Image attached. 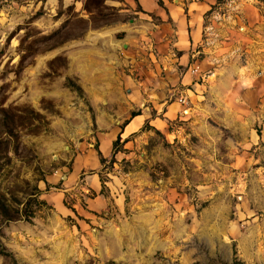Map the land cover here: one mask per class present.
Wrapping results in <instances>:
<instances>
[{
	"label": "rangeland",
	"instance_id": "374dc122",
	"mask_svg": "<svg viewBox=\"0 0 264 264\" xmlns=\"http://www.w3.org/2000/svg\"><path fill=\"white\" fill-rule=\"evenodd\" d=\"M168 22L138 0H0V264H264V108L241 146L181 94L170 119L144 98L101 153L97 117L137 71L122 27Z\"/></svg>",
	"mask_w": 264,
	"mask_h": 264
},
{
	"label": "crops",
	"instance_id": "0c3cea01",
	"mask_svg": "<svg viewBox=\"0 0 264 264\" xmlns=\"http://www.w3.org/2000/svg\"><path fill=\"white\" fill-rule=\"evenodd\" d=\"M138 2L144 13L155 12L169 24L151 30L122 27L124 53L137 60L131 69L137 71L135 76L122 73L127 94L115 99L114 92L109 93L113 101L105 108L114 111L113 118L111 113L97 117L102 155L107 157L114 140L146 121L145 113L132 114L144 105V98L163 110L167 119L173 118L182 108L174 93L189 100L191 114L206 115L218 129L227 128L234 144L256 142L247 115H260L264 108L263 6L257 0H228L226 11L221 12L212 0ZM133 30L138 33L132 35ZM197 63L202 70L192 75L189 67ZM86 162L87 166L97 160L91 154ZM83 163L75 161L76 172Z\"/></svg>",
	"mask_w": 264,
	"mask_h": 264
},
{
	"label": "built area",
	"instance_id": "2783aa9c",
	"mask_svg": "<svg viewBox=\"0 0 264 264\" xmlns=\"http://www.w3.org/2000/svg\"><path fill=\"white\" fill-rule=\"evenodd\" d=\"M202 70V67H201V64L200 63H197L195 64L192 68H191V72L192 73H195V74H199ZM183 102H186V99H183Z\"/></svg>",
	"mask_w": 264,
	"mask_h": 264
}]
</instances>
